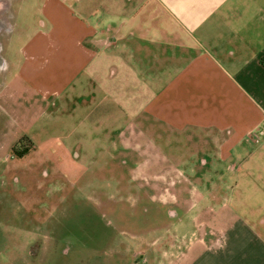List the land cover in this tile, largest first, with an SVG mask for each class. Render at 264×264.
<instances>
[{
  "label": "crops",
  "instance_id": "1",
  "mask_svg": "<svg viewBox=\"0 0 264 264\" xmlns=\"http://www.w3.org/2000/svg\"><path fill=\"white\" fill-rule=\"evenodd\" d=\"M22 1L0 0V91L50 118L76 102L80 146L138 151L134 178L188 230L171 264H264V0H29L16 31Z\"/></svg>",
  "mask_w": 264,
  "mask_h": 264
},
{
  "label": "rangeland",
  "instance_id": "2",
  "mask_svg": "<svg viewBox=\"0 0 264 264\" xmlns=\"http://www.w3.org/2000/svg\"><path fill=\"white\" fill-rule=\"evenodd\" d=\"M16 4L18 31L27 24L23 19L32 16L25 15L30 10L29 0ZM3 21L0 19V26ZM21 42L16 38L13 44L18 47ZM0 77L9 81L10 73L2 70ZM6 92V88L0 91V243L4 242L0 255L8 257L2 264L14 260L33 264L30 246L40 239L39 264L178 261L185 250L179 233L188 230L180 229L181 222L168 214L167 206L149 200L143 184L134 178V168L139 169L134 165L139 162L135 160L138 151L123 149L116 133L98 136L87 132L88 140L96 137L99 141L94 147L80 146V119L72 109L76 102L68 104L69 113L59 110L50 118L45 112L40 114L45 101L27 94L8 98ZM24 137L36 145L20 156L13 149ZM170 140L176 149L181 148L172 153L181 157L193 158L200 150L192 149L201 142L198 139L189 141L179 135ZM169 197L174 200V194ZM184 210L179 208V213ZM64 238H79L83 243H71V254L65 256ZM45 258L51 261L42 262Z\"/></svg>",
  "mask_w": 264,
  "mask_h": 264
},
{
  "label": "flooded vegetation",
  "instance_id": "3",
  "mask_svg": "<svg viewBox=\"0 0 264 264\" xmlns=\"http://www.w3.org/2000/svg\"><path fill=\"white\" fill-rule=\"evenodd\" d=\"M14 150V149H13ZM15 151V150H14ZM30 151V149L25 153V154H27L28 152ZM172 209H174V208H170L169 210H168V214L169 215H172V213H171V210ZM177 210V209H176ZM174 217L175 218H179L180 216L177 214V212H176V215H174ZM51 226L53 227V225L51 224ZM60 232H62V233H64V231H60ZM67 233H68V231H67ZM66 236H69V233H68V235H66ZM40 241H41V239L39 240V241H35L34 243L32 242L31 243V248H30V257H31V259L33 260V264H37L36 262L38 261V253H39V250H40V247H41V243H40ZM63 242H64V244H65V246H63L62 247V253L65 255V256H69L70 254H71V250H70V245H72L71 243H73L74 244V246H76V245H78V243H79V245H82V243H83V241H81L79 238H76V241H74V240H72V239H70V238H64L63 239ZM82 242V243H81ZM3 243L4 242H2V243H0V247H2L3 246ZM90 248H91V246H90ZM1 253H2V251H1ZM50 254H52V253H50ZM47 256H48V254H47ZM46 256V257H47ZM8 257L6 256V255H0V264H2L3 262H4V260H6ZM16 259V258H15ZM47 258H45V260L44 261H42V262H49V261H51V260H48ZM83 260V259H82ZM15 261V263L13 262V264H19V260H14ZM41 262V263H42ZM40 262L38 261V264H39ZM43 264V263H42Z\"/></svg>",
  "mask_w": 264,
  "mask_h": 264
},
{
  "label": "trees",
  "instance_id": "4",
  "mask_svg": "<svg viewBox=\"0 0 264 264\" xmlns=\"http://www.w3.org/2000/svg\"><path fill=\"white\" fill-rule=\"evenodd\" d=\"M24 141H25V143H24ZM32 144H33V142L29 138L24 137V138H21L19 140L18 144H17V145H19L18 147H20V149L18 147H15L14 150L16 151V153L18 155L22 156V155H24L30 149V147L32 146Z\"/></svg>",
  "mask_w": 264,
  "mask_h": 264
}]
</instances>
